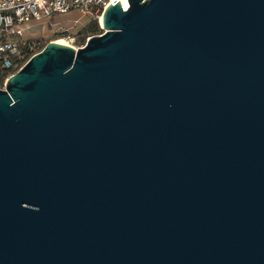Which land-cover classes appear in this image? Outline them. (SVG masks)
<instances>
[{
	"label": "water",
	"instance_id": "95a60500",
	"mask_svg": "<svg viewBox=\"0 0 264 264\" xmlns=\"http://www.w3.org/2000/svg\"><path fill=\"white\" fill-rule=\"evenodd\" d=\"M0 89V264H264V0H128Z\"/></svg>",
	"mask_w": 264,
	"mask_h": 264
},
{
	"label": "built area",
	"instance_id": "2783aa9c",
	"mask_svg": "<svg viewBox=\"0 0 264 264\" xmlns=\"http://www.w3.org/2000/svg\"><path fill=\"white\" fill-rule=\"evenodd\" d=\"M116 2L117 0H0V89H5L9 79L28 62V53L22 51V46H28L32 50V41L27 33L35 22L79 11L98 21L102 28L103 11ZM16 69L18 70L15 72Z\"/></svg>",
	"mask_w": 264,
	"mask_h": 264
},
{
	"label": "rangeland",
	"instance_id": "374dc122",
	"mask_svg": "<svg viewBox=\"0 0 264 264\" xmlns=\"http://www.w3.org/2000/svg\"><path fill=\"white\" fill-rule=\"evenodd\" d=\"M92 20V17L73 11L69 14L57 15L49 20L35 22L27 35L33 42V49L39 52L51 41L58 40H64L71 46L80 48L82 46L78 44L77 36L81 29Z\"/></svg>",
	"mask_w": 264,
	"mask_h": 264
},
{
	"label": "trees",
	"instance_id": "16d2710c",
	"mask_svg": "<svg viewBox=\"0 0 264 264\" xmlns=\"http://www.w3.org/2000/svg\"><path fill=\"white\" fill-rule=\"evenodd\" d=\"M102 33H104V30L100 27L98 21L92 20L90 23L84 26L79 32L77 36L78 44L80 46H84L89 38L95 35H100ZM32 46H33V42H32ZM22 51L28 53L26 60L30 59L35 54L39 53V51H35L33 48L31 50L28 46H22ZM17 70L18 69H16L15 72ZM0 88H2V83H0Z\"/></svg>",
	"mask_w": 264,
	"mask_h": 264
},
{
	"label": "bare ground",
	"instance_id": "6f19581e",
	"mask_svg": "<svg viewBox=\"0 0 264 264\" xmlns=\"http://www.w3.org/2000/svg\"><path fill=\"white\" fill-rule=\"evenodd\" d=\"M117 1H123V6L125 7V9H127L129 7V1L128 0H117ZM57 42L63 43V44H69L64 40H58Z\"/></svg>",
	"mask_w": 264,
	"mask_h": 264
}]
</instances>
